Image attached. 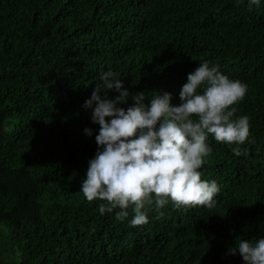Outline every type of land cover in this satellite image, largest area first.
Here are the masks:
<instances>
[{
    "label": "trees",
    "instance_id": "1",
    "mask_svg": "<svg viewBox=\"0 0 264 264\" xmlns=\"http://www.w3.org/2000/svg\"><path fill=\"white\" fill-rule=\"evenodd\" d=\"M202 62L248 89L235 105L248 140L208 137L200 171L220 188L216 206L169 203L160 218L149 207L137 227L131 210L123 221L118 209L101 215L106 202L81 191L99 132L83 106L100 76L113 71L146 104L168 92L178 106ZM259 238L264 0H0V264H244L229 249Z\"/></svg>",
    "mask_w": 264,
    "mask_h": 264
},
{
    "label": "clouds",
    "instance_id": "2",
    "mask_svg": "<svg viewBox=\"0 0 264 264\" xmlns=\"http://www.w3.org/2000/svg\"><path fill=\"white\" fill-rule=\"evenodd\" d=\"M260 0H249L258 6ZM111 70L100 76L84 108L92 109V122L99 125L98 150L88 163L81 191L87 201H104L101 215L112 213L119 221L129 216L132 227L147 224L146 208L163 216L169 203L176 208L216 206L220 188L216 181L202 179L200 169L213 149L207 143L243 145L250 136L247 115L236 117L237 105L247 94V85L229 79L218 66L207 62L187 76L179 92V105L172 95L155 93L145 103L143 92L131 94ZM115 92L114 98L108 93ZM129 99L131 106L127 105ZM235 117V118H234ZM85 133L92 135L90 129ZM240 156L239 147L232 148ZM239 254L244 264H264V238L255 242L237 239L229 254Z\"/></svg>",
    "mask_w": 264,
    "mask_h": 264
}]
</instances>
